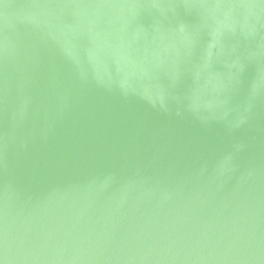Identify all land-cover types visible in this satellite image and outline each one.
<instances>
[{
    "label": "water",
    "instance_id": "obj_1",
    "mask_svg": "<svg viewBox=\"0 0 264 264\" xmlns=\"http://www.w3.org/2000/svg\"><path fill=\"white\" fill-rule=\"evenodd\" d=\"M0 264H264V0H0Z\"/></svg>",
    "mask_w": 264,
    "mask_h": 264
}]
</instances>
